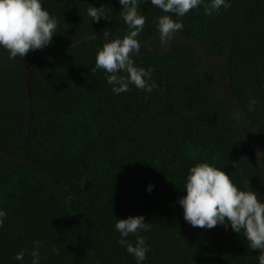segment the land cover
<instances>
[{
    "label": "trees",
    "instance_id": "16d2710c",
    "mask_svg": "<svg viewBox=\"0 0 264 264\" xmlns=\"http://www.w3.org/2000/svg\"><path fill=\"white\" fill-rule=\"evenodd\" d=\"M230 3L211 16L191 10L166 43L158 18L176 16L141 3L146 23L133 59L154 69L158 87L116 95L108 74L93 69L103 31L128 34L119 0H42L58 22L53 43L22 61L0 48V264H20L21 251L31 264L35 241L41 264H136L115 224L141 215L150 224L138 234L150 247L143 264H258L243 232L193 228L177 203L200 163L224 170L241 190L261 179L257 152L192 47L224 60L264 163V0ZM90 5L104 7L107 19L92 23ZM128 240L135 245L137 236Z\"/></svg>",
    "mask_w": 264,
    "mask_h": 264
},
{
    "label": "clouds",
    "instance_id": "9594fccd",
    "mask_svg": "<svg viewBox=\"0 0 264 264\" xmlns=\"http://www.w3.org/2000/svg\"><path fill=\"white\" fill-rule=\"evenodd\" d=\"M122 6L123 19L128 28V34L123 38H113L110 30L102 33L105 41L96 55L95 70L107 73V84L111 91L120 95L130 90V85L137 89L151 93L158 87L152 79L154 69L137 67L133 56L138 54L141 43L137 37L143 32L146 23L145 16L140 14L139 5L147 4L149 0H119ZM154 8L164 13L176 16L174 20L169 15L158 18L160 40L166 43L173 35L183 30L180 18L191 10L201 6L206 15H213L221 8L231 7L230 0H150ZM104 7L89 6L87 15L92 23L107 17L103 14ZM58 22L42 7V0H0V48L6 50L10 60L17 57L22 61L29 52L43 50L53 43L57 33ZM256 104L252 99L250 108ZM149 193L154 185L149 184L146 189ZM186 195L178 199L177 203L183 208L185 222L193 228L213 229L223 226L237 234L243 232L251 250H259L258 264H264V202L258 199L257 194L249 187L241 190L230 178L229 174L220 168L208 163H200L189 169L184 183ZM7 220V212L0 209V228ZM116 230L120 233L118 241L132 255L136 264H143L147 259L150 247L146 244L140 232H147L150 224L145 222L144 216H129L126 219H117ZM137 236L135 245L129 242L128 237ZM41 243L34 242L31 264H41ZM59 254L55 247L52 249ZM25 252L15 255V260L23 264Z\"/></svg>",
    "mask_w": 264,
    "mask_h": 264
},
{
    "label": "rangeland",
    "instance_id": "374dc122",
    "mask_svg": "<svg viewBox=\"0 0 264 264\" xmlns=\"http://www.w3.org/2000/svg\"><path fill=\"white\" fill-rule=\"evenodd\" d=\"M192 47L198 57L203 71L216 78L218 85H209L215 89L218 97L226 103L228 109L231 111L232 115L235 117L239 124L240 132L251 141L254 150L257 152V156L259 155L261 157L260 153L258 152L255 137L244 123L243 118L240 114V108L230 95L224 60L208 59L205 56L204 50L201 46L192 44ZM161 51L164 52L165 48H163ZM261 169V179L259 181L251 182L249 184V190L255 192L258 199L261 200V202H264V169Z\"/></svg>",
    "mask_w": 264,
    "mask_h": 264
},
{
    "label": "water",
    "instance_id": "95a60500",
    "mask_svg": "<svg viewBox=\"0 0 264 264\" xmlns=\"http://www.w3.org/2000/svg\"><path fill=\"white\" fill-rule=\"evenodd\" d=\"M251 142V141H250ZM253 147V146H252ZM257 161H258V163H259V167H260V173L262 172V169L261 168H263L264 169V163H263V161H262V159H261V157L258 155L257 156Z\"/></svg>",
    "mask_w": 264,
    "mask_h": 264
}]
</instances>
